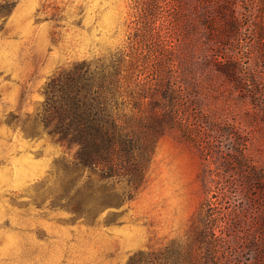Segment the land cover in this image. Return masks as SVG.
Returning a JSON list of instances; mask_svg holds the SVG:
<instances>
[{
  "label": "rangeland",
  "instance_id": "rangeland-1",
  "mask_svg": "<svg viewBox=\"0 0 264 264\" xmlns=\"http://www.w3.org/2000/svg\"><path fill=\"white\" fill-rule=\"evenodd\" d=\"M5 1L13 8L0 17V264H126L139 250L184 238L207 198L237 220L239 235L246 231L247 264H264V183L246 174L250 163L264 175V115L213 69L190 64L200 144L169 130L135 199L96 220L68 207L81 194L76 149L34 122L50 77L78 60L134 53L137 30H162L149 45L152 57L166 58L172 19L164 2L145 24L136 0Z\"/></svg>",
  "mask_w": 264,
  "mask_h": 264
},
{
  "label": "trees",
  "instance_id": "trees-1",
  "mask_svg": "<svg viewBox=\"0 0 264 264\" xmlns=\"http://www.w3.org/2000/svg\"><path fill=\"white\" fill-rule=\"evenodd\" d=\"M136 2L145 24L163 2L171 10L166 58L152 57L149 45L155 35L160 40L162 30H137L134 53L78 60L50 77L34 119L57 143L76 149L72 164L81 174L75 192L81 194L70 197L68 207L85 219L96 220L135 199L169 130L176 128L200 144L188 86L195 79L191 62L213 69L264 115V0ZM12 8L13 2H0V17ZM244 148L236 147L241 157ZM247 168V177L262 187L263 172L250 163ZM119 182L124 183L120 190ZM236 224L222 204L207 198L184 238L139 250L126 264H247V233L239 235L243 227ZM235 238L241 244H231Z\"/></svg>",
  "mask_w": 264,
  "mask_h": 264
}]
</instances>
